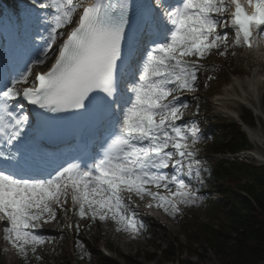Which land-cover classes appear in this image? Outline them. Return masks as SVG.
<instances>
[{"label":"snow or ice","instance_id":"obj_1","mask_svg":"<svg viewBox=\"0 0 264 264\" xmlns=\"http://www.w3.org/2000/svg\"><path fill=\"white\" fill-rule=\"evenodd\" d=\"M15 28L0 50V239L24 264L58 212L135 237V200L173 219L197 204L200 132L180 94L213 50L264 40V0H31Z\"/></svg>","mask_w":264,"mask_h":264},{"label":"rangeland","instance_id":"obj_2","mask_svg":"<svg viewBox=\"0 0 264 264\" xmlns=\"http://www.w3.org/2000/svg\"><path fill=\"white\" fill-rule=\"evenodd\" d=\"M19 1V0H18ZM23 0H20L22 2ZM17 6H12L11 11L8 13L5 9L0 8V14H3V18L6 23H13V13L17 9L24 10L26 6L20 7L22 4L16 3ZM231 39V38H230ZM264 45L260 44V47ZM231 52H235V55H231L232 65L234 67L235 74L241 79L254 76L261 86L257 89V98L259 103V110L261 118L256 119V123L252 128L259 129L264 136V53L258 56L255 52L242 53L235 48H230ZM219 55L213 50V53L204 60L200 61L204 65V68L198 73V88L196 91H188L181 93V97L189 104V107L184 110L185 121H195L199 128L200 140L197 144V149L200 146L212 143L216 138L215 134L218 133L219 126L224 127L225 131L228 130L230 124H233L232 120L223 117L221 113L217 111L216 107L212 105L214 96H219L223 89L231 84L232 77L223 67H220ZM219 63V64H216ZM255 63V67L252 64ZM214 64V65H213ZM40 70V69H37ZM259 70V72H257ZM259 75H256V74ZM256 75V76H255ZM214 77L208 79V77ZM234 110L243 115L244 107L237 103H232ZM213 121V123H212ZM215 121V122H214ZM212 123V125H208ZM264 148V147H263ZM260 153L264 152V149H258ZM200 152V151H199ZM198 158L203 162L202 168L207 163L213 164L220 160V157L208 159L199 153ZM203 177V175H202ZM203 179V178H202ZM192 185L197 191L200 199L197 204L190 208H185L180 216L175 219L167 216L162 210L147 211L143 208V201L135 200V204L138 205L135 211L138 213V220L147 221V229L153 232L152 240H148L147 233L142 232L135 236V239H130L131 234L127 232H117L116 225L111 221L101 223L99 220L91 222L90 220H80L78 217L72 215L71 212L65 217L63 212H58L59 220L55 222L54 228L49 229L45 226L42 231L45 235L54 237L50 243H46L44 246L37 249V255L41 256V259L52 257H58V260H47L42 262L43 264H99L98 260L90 255L89 249L98 250L102 254V250L106 246H111L116 249V254L108 252L106 257L109 260L118 264H123L124 259H128L130 264H160V253L156 252L155 245L161 249H165L168 246H173L180 252V261H189L193 264H216L214 256L210 252H206V246L202 238L195 233L193 229L187 227L185 222L192 224L204 223L216 225L217 222L213 218L214 213L217 211L215 208L208 206H216L217 203L222 204L224 201L219 199L217 195L208 193L204 188L203 183L200 184L196 180H192ZM205 191V192H204ZM217 196V197H216ZM210 201L208 204L207 201ZM71 208V202L66 205ZM155 216V217H153ZM188 218V219H187ZM156 221V222H155ZM72 223L73 227L68 228L66 224ZM79 223L80 233L84 235L86 239L89 238L88 246L83 251L75 247L76 241L73 239L71 231H76L75 224ZM91 225L88 227L87 225ZM91 239H98V242H92ZM124 241H127V245H124ZM83 243V242H82ZM186 249V250H185ZM156 257L153 261L147 262V256ZM177 255V253H176ZM176 259V257H175ZM43 260V261H44ZM36 264H42L38 263ZM0 264H24V262L11 251L10 246L0 239ZM29 264H33V260L29 261ZM175 264V263H166Z\"/></svg>","mask_w":264,"mask_h":264},{"label":"trees","instance_id":"obj_3","mask_svg":"<svg viewBox=\"0 0 264 264\" xmlns=\"http://www.w3.org/2000/svg\"><path fill=\"white\" fill-rule=\"evenodd\" d=\"M242 120L253 123L249 113H245ZM225 132L221 130L216 141L206 147V153H234L246 148V139L237 128H229V137L224 135ZM208 179L212 189L226 201L218 206L221 212L217 211L218 215L215 216L217 225L185 224L192 226L196 234L202 237L205 251L212 253L216 264H264V168L219 162L210 171ZM107 248L112 252L117 251L111 246ZM155 250L160 253V264H193L180 261L181 251L175 259L176 249L173 246L161 249L155 245ZM156 252L153 256H147L146 261H153ZM95 256L100 264H115L102 260L96 252ZM55 258L57 261L58 257ZM123 264L130 263L124 259Z\"/></svg>","mask_w":264,"mask_h":264},{"label":"bare ground","instance_id":"obj_4","mask_svg":"<svg viewBox=\"0 0 264 264\" xmlns=\"http://www.w3.org/2000/svg\"><path fill=\"white\" fill-rule=\"evenodd\" d=\"M252 66L255 67V63H253ZM257 72H259V70ZM256 90H257V83L254 81L253 78L247 77V79L242 81H234L232 86L230 88L225 89L223 91V94L219 98H217L216 107L218 108V111L221 113V115L222 116L224 115L223 117H226L238 123L239 115L234 110L235 106L229 105L228 102L232 100L231 97H235V94L239 92L240 94L236 96L237 103L258 114L259 103L256 95ZM242 129L243 131L246 132V128L244 127V125L242 126ZM247 134L249 139L252 140L251 142L256 143V145L259 146L264 143V136H262L261 132L255 129H251L248 130ZM258 160L260 161L261 164H264L263 157L259 156ZM58 220H59V215L57 220L52 221L50 224L46 225L45 227L49 229H53L55 222H57ZM127 243H128L127 241H124L123 244L127 245Z\"/></svg>","mask_w":264,"mask_h":264}]
</instances>
